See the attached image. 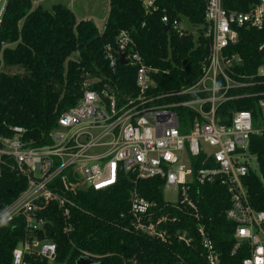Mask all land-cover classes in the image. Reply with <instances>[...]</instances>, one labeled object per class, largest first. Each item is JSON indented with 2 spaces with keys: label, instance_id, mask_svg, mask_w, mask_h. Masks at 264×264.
I'll return each instance as SVG.
<instances>
[{
  "label": "built area",
  "instance_id": "2783aa9c",
  "mask_svg": "<svg viewBox=\"0 0 264 264\" xmlns=\"http://www.w3.org/2000/svg\"><path fill=\"white\" fill-rule=\"evenodd\" d=\"M9 1L0 0V27ZM142 4L147 12L157 9L155 0H142ZM162 20L180 34L188 33L179 19L171 24L164 14ZM244 25L264 26V0L246 11L227 9L224 0H206L201 35L209 41V50L201 63V75L194 83L168 92L154 91L162 69L146 61L130 31L123 29L114 45L105 46V56L115 72L118 52L125 53V64L136 68L134 90L120 95L108 82L86 76L80 98L60 114L58 125L51 130L52 141L31 145L25 139L26 129L19 125L10 127L12 135H0V170L8 162L27 181L15 199L0 202V230L11 227L23 233L12 249L10 264L54 262L58 245L48 231L56 221L55 213H60L63 230L70 232L73 210L83 209L74 195L88 188L112 187L123 174H130L134 183L159 177L165 185L179 189L176 201L165 199L173 210L162 211L163 207L155 208V201L134 187L131 222L124 229L146 231L167 241L168 231L160 224L177 220V210L196 218L206 261L228 264L190 194L194 184H220L231 200L226 217L235 224L231 253H249L233 264H264V209L253 204L247 182L251 169H258L250 140L252 134L264 133V90L241 91L264 83V42L256 71L242 72L244 57L230 47L239 40L238 27ZM7 45L2 43L0 48V73ZM244 96L258 97L259 119L250 109L220 115V106ZM178 237L190 244L184 234ZM81 251V256H100Z\"/></svg>",
  "mask_w": 264,
  "mask_h": 264
},
{
  "label": "trees",
  "instance_id": "16d2710c",
  "mask_svg": "<svg viewBox=\"0 0 264 264\" xmlns=\"http://www.w3.org/2000/svg\"><path fill=\"white\" fill-rule=\"evenodd\" d=\"M258 0H224L227 9L246 11ZM35 0H10L0 27V48H4L5 65L0 73V135H12L11 126H23L25 139L31 145L52 141L49 137L58 125V117L76 104L83 92L86 76L108 82L120 95L136 88V68L118 62L116 71L105 56V46L115 43L123 29L130 31L138 50L146 61L159 66L156 92L180 90L194 83L201 75V63L209 50V41L201 35L205 24L206 0H155L157 9L147 12L142 0H110L104 29L99 30L91 18L77 20L68 5L58 2L52 8ZM185 17L198 28L197 34L188 30L180 34L174 27L165 29L162 16ZM239 40L231 45L245 60L242 72H255L263 55L262 28L238 27ZM97 87V83L94 84ZM248 89L264 90V83ZM250 109L260 118L258 97L231 99L220 106L223 117L232 110ZM228 121V120H227ZM250 151L257 157L258 169H251L247 182L253 204L264 209V133L252 134ZM8 161H12L6 158ZM25 176L8 162L0 170V202L9 203L26 187ZM165 182L159 177L140 179L137 183L130 174H123L112 187L94 190L88 188L74 195L83 208H75L74 228L63 230L60 213L48 231L58 245L54 262L42 264H77L82 249L100 255V264H209L200 245L197 220L177 210L175 221H166L167 241L146 231L126 230L131 218L130 194L134 187L146 198L155 201L157 209L173 210L164 198ZM202 213V222L209 229L223 260L233 264L248 250L232 254L235 224L227 219L226 209L231 200L226 187L220 184H194L190 191ZM173 212V211H172ZM125 213V217L121 214ZM55 219V218H54ZM132 225V224H131ZM54 231V233H52ZM23 233L15 228L0 230V264H10L11 252ZM184 234L190 244L179 239ZM135 262V263H133Z\"/></svg>",
  "mask_w": 264,
  "mask_h": 264
},
{
  "label": "rangeland",
  "instance_id": "374dc122",
  "mask_svg": "<svg viewBox=\"0 0 264 264\" xmlns=\"http://www.w3.org/2000/svg\"><path fill=\"white\" fill-rule=\"evenodd\" d=\"M39 2L49 9L52 8L53 4L62 2L74 11L77 20L91 18L100 31L104 29L110 8V0H35L34 4ZM181 27L189 29L193 33L198 31V28L192 25L185 17L181 21ZM254 166L257 167L255 159ZM178 192L179 189L176 186L165 185L164 198L168 201H176Z\"/></svg>",
  "mask_w": 264,
  "mask_h": 264
},
{
  "label": "water",
  "instance_id": "95a60500",
  "mask_svg": "<svg viewBox=\"0 0 264 264\" xmlns=\"http://www.w3.org/2000/svg\"><path fill=\"white\" fill-rule=\"evenodd\" d=\"M165 29L166 30H170L171 27L170 25H166L165 26ZM119 56H120V62L122 64H125L126 63V59H125V53L124 52H118ZM77 264H100V261L97 260V259H94V258H91L90 256L88 255H82L80 256L77 261H76Z\"/></svg>",
  "mask_w": 264,
  "mask_h": 264
}]
</instances>
